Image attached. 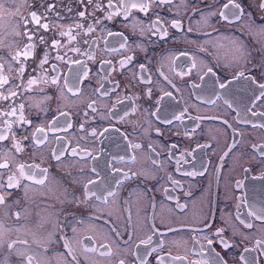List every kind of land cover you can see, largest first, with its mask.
Masks as SVG:
<instances>
[{"label":"flooded vegetation","instance_id":"flooded-vegetation-1","mask_svg":"<svg viewBox=\"0 0 264 264\" xmlns=\"http://www.w3.org/2000/svg\"><path fill=\"white\" fill-rule=\"evenodd\" d=\"M260 85L264 0H0V264H264Z\"/></svg>","mask_w":264,"mask_h":264},{"label":"snow or ice","instance_id":"snow-or-ice-1","mask_svg":"<svg viewBox=\"0 0 264 264\" xmlns=\"http://www.w3.org/2000/svg\"><path fill=\"white\" fill-rule=\"evenodd\" d=\"M131 7H140L141 10H146L148 5L146 3H141V4H132ZM227 7V5H226ZM235 7H239V5H236ZM33 16H35V14L33 13ZM175 26V25H174ZM43 27L47 28V25H44ZM25 55H27V53H25ZM209 71H211V69H209ZM242 75V74H241ZM29 83H35V81H29ZM221 87H225L224 85H221ZM260 87L264 88V85H260ZM15 95V93L13 94ZM7 165H3L2 167H6ZM24 166L21 165V171H23ZM0 202H2V199H0ZM209 243H211V241H209Z\"/></svg>","mask_w":264,"mask_h":264}]
</instances>
